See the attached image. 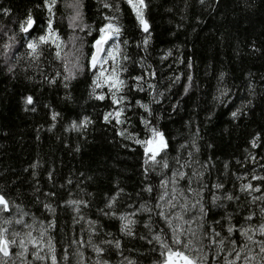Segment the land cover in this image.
<instances>
[{
    "label": "trees",
    "instance_id": "1",
    "mask_svg": "<svg viewBox=\"0 0 264 264\" xmlns=\"http://www.w3.org/2000/svg\"><path fill=\"white\" fill-rule=\"evenodd\" d=\"M37 2L0 0V5L11 9L9 17L0 13V24L14 28L10 20L22 19L29 10L37 16L40 11L35 7ZM116 2L119 3V0ZM146 2L149 4L146 15L151 25L147 52L135 47L141 33L124 5H121L125 29L122 38L129 40L127 51L133 60L145 57V64L152 65L156 70L160 91H164L168 77L183 74L180 82L166 93L163 103L154 106L161 117L158 127L172 137L169 158L176 155L175 149H179L181 143L192 138L191 134L198 127L196 142L200 151L196 157L201 163L210 158L215 164L205 174V183L211 186L214 182L222 181L226 190L239 194L233 187L234 183H239L234 173L240 175L255 168L258 173L264 174V169L259 167V164H264V159H260V156H264V148L251 149L249 144L257 132L264 138V0H219L218 3L207 0L203 6L198 0ZM83 3L84 22L96 27L99 20L95 0H83ZM69 14L61 5L54 24L59 26L60 35L65 41L71 35H85L68 28L66 18L61 21L62 15L66 17ZM90 42L91 37H87L86 53ZM168 50L172 51V56L161 60ZM177 57L183 63H177ZM189 62L192 65L190 69L187 67ZM58 63L52 62L47 49L43 50L38 61L26 56L24 48L10 53L7 64L0 54V191L13 206L19 205L29 213L25 217L28 223L32 222L33 215L37 221H44L45 225L49 220H55L49 235L59 264H76L74 254L77 245L69 246V242L73 237L79 239L81 235L87 241L89 220L97 221L96 227L101 232L100 236L93 237L94 243L99 244L105 238L104 234L109 232L112 236L106 238L121 240L123 255L113 247L107 249L103 256L110 264H126L125 258L136 261V264H152L155 259V254L150 252L152 246L139 239L140 235L145 234L142 219L146 220L147 214L133 217L138 221L134 226L137 235L127 237L119 232V220L102 216L98 209L103 208L106 198L114 194L116 185L124 190L114 205L118 214L134 212L144 202L153 205L159 177L150 173L148 180H145L142 149L116 137L115 130L102 122L107 101L101 103L90 97L91 73L87 70L83 74L77 73L76 78L69 81L68 89L63 84L49 85L44 81V76L51 75ZM8 66L13 67V72L7 71ZM129 71L138 72L139 68L129 64ZM221 73L225 74L222 82ZM189 74L193 79L185 95L183 89ZM249 85L252 86L251 90ZM218 87L231 90L224 105L214 99L218 95ZM29 95L34 103L26 108L25 97ZM137 98L147 102L143 93ZM177 101L179 107L173 111L172 105ZM241 106L244 114L233 120L231 111ZM33 107L35 111L31 110ZM52 110L61 114L56 122L51 121ZM84 115L90 116L93 123L83 133L65 130L69 128L70 121ZM52 123L56 127L49 131ZM132 124L138 131L140 125L135 117ZM122 144H129V147H122ZM246 150L257 155L258 164L250 161L237 164L238 160L244 161ZM225 162L229 164L227 170L223 168ZM33 164L37 166L33 168ZM53 170V179L49 181L47 174ZM68 180L72 183L69 184ZM147 183L153 186L151 194L142 191ZM256 183L253 181V184ZM50 191L56 193L55 197L44 195ZM71 199L89 202V207H82L80 215L85 219L79 223L73 222L78 214L65 204ZM43 203H51L56 208L55 214L48 213ZM205 203H209L208 198ZM241 204L243 207L234 222L247 214L243 195ZM252 207L258 212L256 205ZM234 208L235 204H230L227 211L231 213ZM213 211L219 218V214L225 210ZM11 215H16L14 210ZM36 226L39 227V223ZM14 227L17 230L20 228ZM235 238L238 243L241 242L238 233ZM65 248L69 255L68 262L62 259ZM81 251L86 264H94L96 254L92 249L85 244ZM27 259L28 264H40L34 262L31 255Z\"/></svg>",
    "mask_w": 264,
    "mask_h": 264
},
{
    "label": "snow or ice",
    "instance_id": "2",
    "mask_svg": "<svg viewBox=\"0 0 264 264\" xmlns=\"http://www.w3.org/2000/svg\"><path fill=\"white\" fill-rule=\"evenodd\" d=\"M198 2L203 6L207 0ZM218 2L219 0H215V3ZM61 5L66 13L70 12L66 17L62 15L61 21L66 18L68 28L74 33L78 30L84 36L71 35L67 41L62 39L59 26H54L56 12ZM121 5L126 6L134 26L141 33V39L135 43V47L146 53L151 39V25L146 15L149 4L146 0H119V3L116 0H95L99 20L96 27L84 22L83 0H38L35 4L40 10L37 16L29 10L22 19L10 20L14 28L0 24V54L7 64L10 53L24 48L26 56L38 61L43 50L47 49L52 62L59 63L51 75L44 76V81L49 85L63 84L65 89L69 88V81L74 80L77 73L83 74L85 70L91 73L90 97L101 103L107 101V110L101 116L102 122L115 130L116 137L142 149L145 180H148L150 173L159 177L153 205L149 206L144 202L134 212L118 214L114 205L124 190L116 185L114 194L106 198L104 207L98 211L102 216L119 220V232L127 237L137 235L134 226L138 221L133 217L147 214V219H142L145 234L140 235L139 239L152 246L150 252L155 254L152 264H264V174L258 173L255 168L240 175L234 173L235 180L239 183H234L233 187L239 194L226 190L222 181L209 186L204 177L215 164L210 158L201 163L196 157L200 151L196 142L198 127L191 134L192 138L181 143L179 149H175L176 155L169 158L172 137L158 127L161 117L154 110V106L163 103L166 93L171 92L180 82L183 74L168 77V84L164 91H160L157 72L152 65L145 64V57L133 60L127 51L130 42L127 38H122L125 29ZM0 13L9 17L11 9L0 5ZM87 37H91V42L87 44L86 53L84 49ZM171 56L172 51L168 50L161 60H167ZM176 62L183 63V60L177 57ZM129 64L137 65L139 71L130 72ZM187 67H192L191 62ZM7 71L13 72V67L8 66ZM224 75L220 74L221 82ZM192 79L191 74L187 75V83L183 89L185 95L189 92ZM249 88L251 90L252 86L249 85ZM230 91L226 87H218V95L214 99L224 105L228 102ZM141 93L147 97V102L137 98ZM33 103L32 96L25 97L26 108ZM178 107L179 101L172 105V110L175 111ZM31 110L35 111V108ZM243 114V106L230 113L233 120ZM60 115L52 110L51 121L56 122ZM133 117L140 125L138 131L132 124ZM92 123L91 117L84 115L70 121L69 128L65 130L83 133ZM55 127L56 124L52 123L49 131ZM129 144H122V147H129ZM249 144L251 149L264 148L261 133H255ZM76 150L79 151V148ZM246 153L244 161L238 160L237 164L243 165L249 161L253 164L259 163L257 155L248 150ZM260 159H264V156H260ZM36 166L32 165L33 168ZM259 167L264 169V164H259ZM223 168H229L228 162L223 164ZM53 172L54 170L47 174L49 181L53 179ZM253 181L257 183L253 184ZM68 183L71 184L72 181L68 180ZM142 191L151 194L152 184H145ZM44 195L55 197L56 193L50 191ZM241 195L246 199L247 214L241 215L240 220L234 222L243 207ZM206 198L209 200L207 204ZM65 204L78 214L73 218L74 223L85 219L80 213L82 207H89L88 201L71 199L65 201ZM230 204H235L231 213L227 211ZM253 205L258 207V212ZM42 206L48 213L55 214L56 208L51 203H43ZM128 207L131 208L132 205L129 204ZM214 209L225 211L216 218ZM13 210L16 215H11ZM28 215L19 205L13 206L0 191V264H28L29 254L34 262L59 264L52 237L49 235V229L54 228L55 220H49L45 225L44 221H37L33 215L32 222L28 223L25 220ZM37 223L39 227L36 226ZM87 223V241L81 235L79 239L73 237L69 242V246L77 245L74 254L76 264H86V258L81 251L85 244L96 254L94 264H110L103 256L107 249L113 247L123 255L121 240L106 238L112 236L110 232L104 234L105 238L99 244L94 243L93 237L101 235L96 227L98 222L89 220ZM14 225L20 226L19 230ZM236 233L241 238L240 243L235 238ZM62 259L69 261L67 248L63 251ZM125 261L126 264H136V261L127 258Z\"/></svg>",
    "mask_w": 264,
    "mask_h": 264
},
{
    "label": "rangeland",
    "instance_id": "3",
    "mask_svg": "<svg viewBox=\"0 0 264 264\" xmlns=\"http://www.w3.org/2000/svg\"><path fill=\"white\" fill-rule=\"evenodd\" d=\"M29 255H30V254H29ZM29 255H28V256H29ZM31 257H32V256H31Z\"/></svg>",
    "mask_w": 264,
    "mask_h": 264
}]
</instances>
